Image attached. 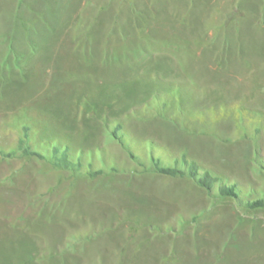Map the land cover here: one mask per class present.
<instances>
[{"label":"rangeland","instance_id":"obj_1","mask_svg":"<svg viewBox=\"0 0 264 264\" xmlns=\"http://www.w3.org/2000/svg\"><path fill=\"white\" fill-rule=\"evenodd\" d=\"M159 44L173 83L125 81L142 107L28 84L52 57L101 67L82 75L94 89L129 66L154 74L129 62ZM62 152L80 165L57 167ZM185 158L218 177L213 190L156 170ZM258 199L264 0H0V264H264Z\"/></svg>","mask_w":264,"mask_h":264},{"label":"crops","instance_id":"obj_2","mask_svg":"<svg viewBox=\"0 0 264 264\" xmlns=\"http://www.w3.org/2000/svg\"><path fill=\"white\" fill-rule=\"evenodd\" d=\"M169 45L162 46V45H156L154 47L153 51H150L148 53V59L146 60L144 57L142 58H136L129 62L131 66H137L139 65L140 68H144L145 70L148 66L149 68H153L154 74H144L139 73L137 74H130L131 69L128 67L126 69H122L120 73L115 74L112 78H98L103 79V81L106 79L108 84L105 88H99L94 89L95 86L91 84H87L86 80L82 75L84 74H98L102 73L103 69L101 67H92L94 64L79 62L78 60L70 57H52L47 63L37 64V67L34 68L31 65L29 66V69L32 70V74L30 75L31 82L28 83L34 86L32 89H34V93L32 95L37 94H43L44 90H48L50 95L55 94H69L71 96H76L81 94V92L85 93H92L96 96L97 100H100L99 97L102 95H105L106 102L111 104L112 107H126L133 109V106L142 107L144 105H148L146 101L145 94L143 95L141 90L138 89V87L134 86L132 88H129L128 85H125L128 83V81L135 79L139 80V82H148L149 84L157 85L161 82H166L168 84L173 83V61H170L167 59L168 55L162 52L167 53L168 52ZM206 53V49H202L201 54ZM213 54V53H212ZM235 61V60H234ZM230 61V62H234ZM238 64V62H234V65ZM241 67V65H240ZM40 68H42L40 70ZM52 68H55L54 72L52 71ZM117 71H113L112 73H116ZM136 75V76H135ZM125 76V77H124ZM128 76V77H127ZM81 78V79H80ZM85 83V84H82ZM158 82V83H157ZM140 83L137 85L139 86ZM35 84V85H34ZM25 88V86H22ZM128 87V88H127ZM18 88L21 89V86ZM22 88V89H23ZM31 89V88H30ZM166 90V89H165ZM241 92H244L241 88H239ZM161 90H157L155 93L154 91L149 92L148 95H155L158 94L160 96L165 95V99L171 98L170 90H166L167 92L160 93ZM16 92H19L18 90ZM187 93V91H186ZM128 97H131L127 99ZM48 98V97H47ZM102 98V97H101ZM259 99V97H258ZM149 103V102H148ZM165 106H169V104H166ZM135 110V109H134Z\"/></svg>","mask_w":264,"mask_h":264},{"label":"trees","instance_id":"obj_3","mask_svg":"<svg viewBox=\"0 0 264 264\" xmlns=\"http://www.w3.org/2000/svg\"><path fill=\"white\" fill-rule=\"evenodd\" d=\"M114 133H117L114 130ZM55 151L58 152V147H54ZM24 154L25 155H38L41 157H45L44 154L35 152L33 150H30V148L27 146L24 148ZM54 164L59 168H66V169H72L76 165H80L79 162H75L69 159L67 152H62L61 156L56 155ZM178 162H175V165H168L166 163L157 162L156 170L160 173H164L170 176H189L194 178L200 185L206 187L208 190H213L216 181L218 180V177L211 174L207 170L200 172V167L196 161H188L187 158L183 159V165L185 168H182L177 165ZM103 170H96L94 172H91L92 176H96L100 173H102ZM219 194L221 196H233L238 197L237 192V186L235 184H221L219 186ZM249 206L252 208L264 206V199L261 200H253L252 202H248Z\"/></svg>","mask_w":264,"mask_h":264}]
</instances>
